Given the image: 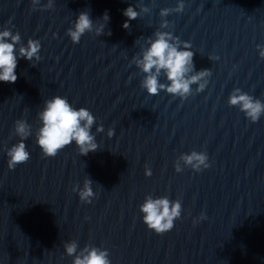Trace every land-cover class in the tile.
Wrapping results in <instances>:
<instances>
[{"label": "water", "instance_id": "95a60500", "mask_svg": "<svg viewBox=\"0 0 264 264\" xmlns=\"http://www.w3.org/2000/svg\"><path fill=\"white\" fill-rule=\"evenodd\" d=\"M129 3L139 15L124 27ZM176 3L52 0L34 8L32 0H0V25H14L22 42H42L39 59L18 58L15 81L0 80V264H72V239L109 248L112 264H264V115L252 121L227 102L237 86L264 99L256 46L264 43V0H185L183 10L161 13ZM80 10L94 23L73 42L66 29ZM156 30L192 41L196 68L212 70L205 89L194 82L181 98L141 86L135 59ZM56 93L95 113L97 149L82 154L73 141L42 153L37 112ZM22 116L32 124L31 155L9 168L6 146L19 139L14 121ZM193 147L208 151L211 166L176 171V157ZM88 175L97 190L90 203L73 190ZM149 191L182 199L170 230L143 222L138 205ZM202 210L207 217L193 223Z\"/></svg>", "mask_w": 264, "mask_h": 264}, {"label": "clouds", "instance_id": "9594fccd", "mask_svg": "<svg viewBox=\"0 0 264 264\" xmlns=\"http://www.w3.org/2000/svg\"><path fill=\"white\" fill-rule=\"evenodd\" d=\"M185 0H177L174 6H165L161 13L167 15L173 9L183 10ZM32 7L50 8L52 0L41 4L40 0H32ZM123 14L128 17L123 22L128 27L130 20L139 15V9L129 3ZM105 20L110 19L109 12L104 11ZM94 19L88 10H80L70 26L66 29L67 34L73 42H79L86 30H91ZM8 22L0 25V80L15 81L18 73L16 71L18 58L23 57L32 60L33 57H41L40 49L42 42L39 37L29 36L26 42H22V34L15 27L7 26ZM100 32V29H96ZM109 33L111 30H108ZM259 55L264 57V43H257ZM190 39L181 40L179 34L166 30H156L155 34L148 37V44L142 49L141 54L136 57L135 63L145 73L140 84L149 93H158L161 89L185 98L192 93V84L197 83V91L205 89L209 83L211 74L210 67L195 66L194 53ZM161 74L165 75L167 82L159 79ZM228 104L236 105L244 115L252 121H257L264 115V99L237 86L228 95ZM39 126L35 131V143L40 146L45 156H54L64 146L75 142L78 151L87 154L90 150L97 149L100 142L96 139V133L92 130L93 123L97 120L95 113L84 104L76 106L67 95L60 93L45 98L43 107L37 112ZM14 126L19 139L6 146L7 164L9 168H15L18 163L25 162L31 155L26 138L33 135L32 124L26 117H18ZM103 123L97 125V131L103 130ZM115 129L109 128V135H113ZM212 161L206 150L191 148L183 151L175 159L176 171H182L185 165L196 171L210 167ZM145 174H152V167L145 161ZM98 182V181H97ZM99 183V182H98ZM93 178L88 175L83 185L77 189L81 201L91 202L97 195V190L92 187ZM100 184V183H99ZM142 213V220L148 228L158 233L170 230L175 220L181 217L184 211L182 199L172 197L167 192L153 194L146 192L143 200L138 205ZM206 211L202 210L193 217V223L206 218ZM79 249V250H78ZM65 251L73 255L72 264H112L109 255L110 249L100 244L86 242L82 247L75 239L65 243Z\"/></svg>", "mask_w": 264, "mask_h": 264}]
</instances>
